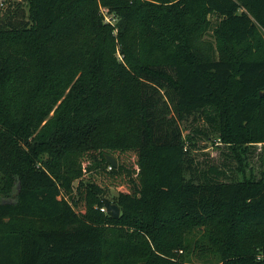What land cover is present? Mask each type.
Masks as SVG:
<instances>
[{
  "label": "trees",
  "instance_id": "obj_1",
  "mask_svg": "<svg viewBox=\"0 0 264 264\" xmlns=\"http://www.w3.org/2000/svg\"><path fill=\"white\" fill-rule=\"evenodd\" d=\"M192 117L207 125L185 133ZM198 135L229 148L231 173L201 167ZM95 151L104 170V152L137 154L131 190L112 199L119 218L83 179ZM193 257L264 264V0L0 9V264Z\"/></svg>",
  "mask_w": 264,
  "mask_h": 264
},
{
  "label": "rangeland",
  "instance_id": "obj_2",
  "mask_svg": "<svg viewBox=\"0 0 264 264\" xmlns=\"http://www.w3.org/2000/svg\"><path fill=\"white\" fill-rule=\"evenodd\" d=\"M2 1L4 4H2ZM18 0H0V9L5 11L10 3H13ZM3 5V6H2ZM104 13H106L105 20L107 22L115 23L116 18H112L107 14L105 8L102 9ZM209 35H206V38L209 39ZM206 126L207 123L204 119H200V121H196L192 118L189 121L185 122L183 126H185V133L190 132L195 126ZM219 143V144H218ZM261 144L256 143L251 146V150H260ZM231 151L228 147L220 144L214 140V137H207L204 135L197 136V147L195 148L194 156L198 162H201V167L209 168L210 166L216 165L218 167H222V169L226 170L227 173H231L230 166H235L234 162H231L227 157L226 153ZM108 154L107 152H104ZM115 156L118 160V165H122L123 170L119 172V174L112 173V167H108L104 170V166L98 165V161L101 158V152L95 151L91 153L90 157H84V166L93 165L90 171H86L83 176L84 180L94 181L100 186H102L105 190L106 197L111 200L115 197L119 191H128L131 190L130 178L135 179L137 177L138 172V164H137V154L134 151H126L119 152L117 151L115 154H111ZM248 160L251 163V166L258 170L259 168V160L257 153L251 152L248 154ZM228 164H225V163ZM237 162V161H236ZM238 164V163H237ZM78 181L75 182L77 185ZM80 210H84V206L80 205ZM208 258V259H207ZM203 259L201 257H193L192 262H188L186 264H222L217 262L216 259L212 257H207Z\"/></svg>",
  "mask_w": 264,
  "mask_h": 264
},
{
  "label": "water",
  "instance_id": "obj_3",
  "mask_svg": "<svg viewBox=\"0 0 264 264\" xmlns=\"http://www.w3.org/2000/svg\"><path fill=\"white\" fill-rule=\"evenodd\" d=\"M107 161L112 165V166H117L118 165V160L115 156L111 154H105ZM104 205L107 209V213L111 215L114 218H119L121 214V208L118 204L112 202V200L108 197L103 198Z\"/></svg>",
  "mask_w": 264,
  "mask_h": 264
},
{
  "label": "built area",
  "instance_id": "obj_4",
  "mask_svg": "<svg viewBox=\"0 0 264 264\" xmlns=\"http://www.w3.org/2000/svg\"><path fill=\"white\" fill-rule=\"evenodd\" d=\"M110 167H112V166H110ZM102 210H105L106 211L107 209H106V207H104V208H102Z\"/></svg>",
  "mask_w": 264,
  "mask_h": 264
}]
</instances>
